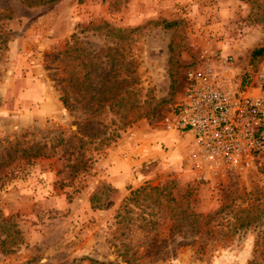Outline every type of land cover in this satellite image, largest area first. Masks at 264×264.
<instances>
[{"label": "rangeland", "instance_id": "374dc122", "mask_svg": "<svg viewBox=\"0 0 264 264\" xmlns=\"http://www.w3.org/2000/svg\"><path fill=\"white\" fill-rule=\"evenodd\" d=\"M34 1L8 0L12 18L0 26V214L11 218L22 238L10 254L0 245V264H249L255 249L261 264L263 253L254 245L264 243V149L240 168H196L189 137L166 129L164 122L182 96L186 68L199 62L204 48L198 45L199 30L215 23L212 13L221 0L194 8L172 6L171 0ZM162 20L176 25L164 29ZM102 23L134 30L119 46L133 60L141 96L148 90L146 96L162 102L157 117L137 120L107 148L79 153L74 113L59 100L62 66L54 56L72 33L94 53L114 48L115 37L92 30ZM231 25L224 33L239 40L249 28L248 49L227 53L241 79L254 74L262 57L253 50L264 45V0H249V21ZM208 30L213 34L214 27ZM215 37L205 40L218 42ZM141 132L164 136L151 144L157 157L136 162L107 208L91 211L90 193L98 182L109 184L102 167L109 150L121 136ZM55 139L62 144L54 146ZM34 145L43 157L22 156L21 150ZM167 183H172L171 196L187 200L195 213L251 204L261 219L209 242L186 228L169 234L161 215L166 206L151 200L119 210L131 191Z\"/></svg>", "mask_w": 264, "mask_h": 264}, {"label": "trees", "instance_id": "16d2710c", "mask_svg": "<svg viewBox=\"0 0 264 264\" xmlns=\"http://www.w3.org/2000/svg\"><path fill=\"white\" fill-rule=\"evenodd\" d=\"M35 0L32 3H43ZM28 3V2H27ZM12 18V10L8 0H0V26L3 21ZM162 28L169 29L176 25L175 22L160 21ZM104 30L108 36L115 37L112 49L99 50L94 53L88 48L82 47L77 42L75 33H72L65 41L63 49L55 54L56 61L62 66V74L59 82V100L63 109L68 113H74L75 123L73 137H76L79 153L87 151H99L107 148L115 142L120 132L139 119H152L158 115V105L162 102L151 96L149 92L137 82L133 60L123 54L119 44L127 39V33L134 30L114 29L107 23L101 26H93L92 30ZM264 45L260 49L253 50V54L261 55ZM139 97L145 99L139 100ZM151 105V103H153ZM107 120V122H106ZM62 141L54 140V146L61 145ZM52 147V146H51ZM41 149V148H40ZM24 157L35 159L43 157L36 146H29L21 150ZM172 183L157 185L154 187L144 185L129 193L127 198L121 200L119 210H128V206L138 205L144 200H151L156 207L165 205L169 234L181 232L183 228L205 241H219L225 239L239 230L256 225L260 215L255 206L241 208L235 206H221L208 214H199L192 211L189 202H180L171 196ZM118 194V190L110 184L98 182L88 197L91 211H102L107 208L111 200ZM160 211V210H158ZM0 245L4 254H10L13 248L22 242L21 234L11 218H3L0 214ZM259 247L264 257V243L255 242L254 249ZM259 254L253 250L249 264L257 262ZM261 264H264V259Z\"/></svg>", "mask_w": 264, "mask_h": 264}, {"label": "built area", "instance_id": "2783aa9c", "mask_svg": "<svg viewBox=\"0 0 264 264\" xmlns=\"http://www.w3.org/2000/svg\"><path fill=\"white\" fill-rule=\"evenodd\" d=\"M186 68L180 100L164 119L166 129L190 134L195 160L225 169L240 168L264 149V52L254 74L229 90L231 56L209 47Z\"/></svg>", "mask_w": 264, "mask_h": 264}, {"label": "crops", "instance_id": "0c3cea01", "mask_svg": "<svg viewBox=\"0 0 264 264\" xmlns=\"http://www.w3.org/2000/svg\"><path fill=\"white\" fill-rule=\"evenodd\" d=\"M208 0H171L173 3H178L179 5H187L188 8L198 7L200 3H209ZM217 7L214 8L212 13V20L215 21L212 25L206 28H200L199 32L202 36H197L200 38V47H206L205 43L208 35L216 36L219 39L218 42H211L209 47L220 50L222 55H227V53H236L237 49L241 46L245 47V50L249 47V28H243V36L239 40L236 36H228L224 33V28L229 29L228 24H246L249 21V0H221L217 3ZM208 10L211 7L207 8ZM209 15V14H208ZM248 20V21H247ZM217 21V22H216ZM210 26L214 27V32L211 34L208 30ZM225 26V27H224ZM226 29V28H225ZM226 29V30H227ZM237 31V30H236ZM236 38V39H235ZM205 40V41H204ZM240 51V50H239ZM235 73L231 74V78L224 80L226 87L229 90H233L234 87L241 86L244 83L245 78L236 79ZM231 84L232 87H229ZM43 91L37 93L38 96H42ZM189 142L193 146V141L188 133ZM163 135L153 136L150 133L141 132L140 135H134L133 137H122L118 140L117 145L111 148L102 163L104 168L105 180L112 185L114 188L119 189L121 184L124 183L126 178L129 177L130 172L137 163L146 162L149 159L157 157L158 152L153 147L157 139L163 138ZM134 156V160L131 158ZM138 158L139 160H137ZM136 159V160H135Z\"/></svg>", "mask_w": 264, "mask_h": 264}]
</instances>
